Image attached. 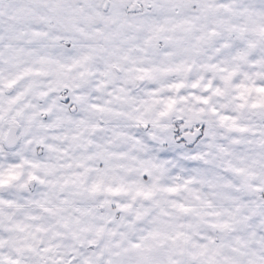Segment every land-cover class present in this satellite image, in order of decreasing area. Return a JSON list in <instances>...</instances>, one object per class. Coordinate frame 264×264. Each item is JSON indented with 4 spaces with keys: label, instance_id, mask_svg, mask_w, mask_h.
Returning <instances> with one entry per match:
<instances>
[{
    "label": "snow or ice",
    "instance_id": "1",
    "mask_svg": "<svg viewBox=\"0 0 264 264\" xmlns=\"http://www.w3.org/2000/svg\"><path fill=\"white\" fill-rule=\"evenodd\" d=\"M0 264H264V0H0Z\"/></svg>",
    "mask_w": 264,
    "mask_h": 264
}]
</instances>
